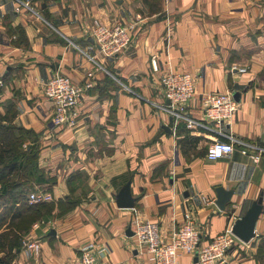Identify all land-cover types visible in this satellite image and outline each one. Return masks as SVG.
<instances>
[{
    "label": "crops",
    "instance_id": "obj_1",
    "mask_svg": "<svg viewBox=\"0 0 264 264\" xmlns=\"http://www.w3.org/2000/svg\"><path fill=\"white\" fill-rule=\"evenodd\" d=\"M16 7L0 0V115L28 131L24 142L37 151L42 173L34 188L49 192L54 206L23 237L38 241L39 253L20 249L12 264H70L88 243L100 264H151L125 233L136 222H156L169 240L188 209L204 245L259 196L254 236L233 245L224 264H264V152L255 161L239 143L264 149V0H161L155 11L145 0H43L34 3L38 16ZM93 18L130 26L129 46L103 57L91 37ZM169 72L193 79L187 119H201L203 93H238L227 124L186 127L199 139L185 149L176 129L186 119L175 124L161 84ZM56 73L82 87L74 128L50 123L44 85ZM214 130L239 142L209 160ZM127 182L133 206L120 208L115 196ZM218 185L233 190L223 211L215 205ZM66 200L72 206L58 205ZM177 261L193 264V257Z\"/></svg>",
    "mask_w": 264,
    "mask_h": 264
},
{
    "label": "built area",
    "instance_id": "obj_2",
    "mask_svg": "<svg viewBox=\"0 0 264 264\" xmlns=\"http://www.w3.org/2000/svg\"><path fill=\"white\" fill-rule=\"evenodd\" d=\"M17 3L16 11L23 9L27 12L37 14L34 9V3H41L43 0H15ZM91 37L98 47L99 53L103 57H112L124 51L131 42L130 26L120 21L113 23H104L98 18L91 20ZM152 63L155 68V60ZM244 72L245 69H240ZM161 84L164 97L168 101L167 110L175 118V124L178 120L186 119L185 124L189 129H195L206 123H214L220 127L227 124L237 109L231 92H205L201 96L200 109L201 119L198 121L187 119L184 116L185 108L192 99L195 88L194 82L189 73L169 72L162 75ZM92 86L87 82L84 87ZM82 87L76 84L71 77L66 74L56 73L49 78L44 85V96L50 107L52 114L50 123L53 127L68 126L74 128L78 121V97ZM216 137H213L206 151V158L217 160L234 150V142L219 138L224 133L214 130ZM242 146L241 153L249 155L253 160L258 161L264 149L244 142H239ZM254 151L250 152L251 149ZM52 195L44 190L32 191L28 195V202L42 203L52 200ZM205 203H212L213 200L201 196ZM44 223L43 220L33 223V227ZM231 227H227L222 233L212 237L206 244L200 245V228L194 222L190 210L182 213V219L179 224L171 231L169 240L161 236L160 227L154 221L143 220L135 223L133 237H135L139 247L147 256L151 264H179L177 258L180 254H188L191 257L196 256V264H224L228 250L240 241L232 232ZM93 244H86L79 257L70 264H100L93 252ZM21 249L28 255H37L41 250L38 241L23 238L21 240Z\"/></svg>",
    "mask_w": 264,
    "mask_h": 264
},
{
    "label": "trees",
    "instance_id": "obj_3",
    "mask_svg": "<svg viewBox=\"0 0 264 264\" xmlns=\"http://www.w3.org/2000/svg\"><path fill=\"white\" fill-rule=\"evenodd\" d=\"M160 1L158 4L156 1L153 11L160 9ZM27 133L22 127L10 122L3 123L0 115V226L4 225L0 230V264L13 263L16 253L21 249V240L31 225L54 206L52 201L28 202L29 193L37 190L33 183L42 182V173L36 166L37 151L24 142ZM176 134L181 136L177 142L182 149L199 139L188 134L184 123L178 124ZM63 203L69 207L73 204L66 200L58 202V205Z\"/></svg>",
    "mask_w": 264,
    "mask_h": 264
},
{
    "label": "water",
    "instance_id": "obj_4",
    "mask_svg": "<svg viewBox=\"0 0 264 264\" xmlns=\"http://www.w3.org/2000/svg\"><path fill=\"white\" fill-rule=\"evenodd\" d=\"M238 93L234 92L233 97L237 100ZM168 103V101H167ZM171 121V118H169ZM163 129L166 132H170V128L168 125H163ZM216 198L215 205L216 207L223 211L225 209V205L229 201L231 195L233 194L232 189H224L222 186L218 185L215 187ZM116 205L120 208H130L133 206L134 198L131 196L130 192V182H127L124 187L120 189V191L115 196ZM262 199L259 196L255 201L252 202L250 207L246 210V212L237 218L232 227L231 232L242 242H248L254 236V226L256 220L260 213L263 210ZM126 235L133 236V231L130 227L126 230ZM50 234H55V230L51 229ZM197 257H193V264H196Z\"/></svg>",
    "mask_w": 264,
    "mask_h": 264
},
{
    "label": "rangeland",
    "instance_id": "obj_5",
    "mask_svg": "<svg viewBox=\"0 0 264 264\" xmlns=\"http://www.w3.org/2000/svg\"><path fill=\"white\" fill-rule=\"evenodd\" d=\"M156 1H157V4H158V0H147V3H148V6L150 7V8H153L154 6H155V3H156ZM24 147H25V145H23ZM31 193V192H30ZM33 213H31V215H32ZM39 220V219H38ZM37 221V220H36ZM35 221V222H36ZM26 226H27V223H26ZM4 228V225H1L0 226V230L1 229H3Z\"/></svg>",
    "mask_w": 264,
    "mask_h": 264
},
{
    "label": "bare ground",
    "instance_id": "obj_6",
    "mask_svg": "<svg viewBox=\"0 0 264 264\" xmlns=\"http://www.w3.org/2000/svg\"><path fill=\"white\" fill-rule=\"evenodd\" d=\"M134 233V232H133Z\"/></svg>",
    "mask_w": 264,
    "mask_h": 264
}]
</instances>
